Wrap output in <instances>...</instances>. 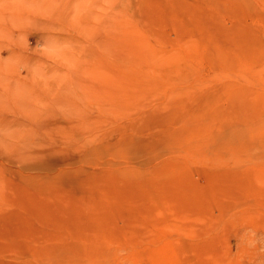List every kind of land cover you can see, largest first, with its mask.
<instances>
[{"label":"rangeland","instance_id":"1","mask_svg":"<svg viewBox=\"0 0 264 264\" xmlns=\"http://www.w3.org/2000/svg\"><path fill=\"white\" fill-rule=\"evenodd\" d=\"M0 5V264H264V0Z\"/></svg>","mask_w":264,"mask_h":264},{"label":"clouds","instance_id":"2","mask_svg":"<svg viewBox=\"0 0 264 264\" xmlns=\"http://www.w3.org/2000/svg\"><path fill=\"white\" fill-rule=\"evenodd\" d=\"M8 2L11 4V5H13V7L11 8V9H8V11H11L13 14H14V11H15V9H14V5H15V3H16V0H8ZM4 4V0H0V5H3ZM5 14V12L4 11H0V16H2V15H4Z\"/></svg>","mask_w":264,"mask_h":264}]
</instances>
